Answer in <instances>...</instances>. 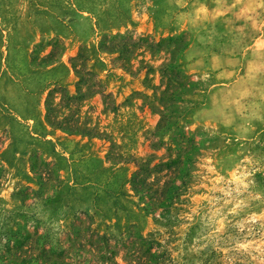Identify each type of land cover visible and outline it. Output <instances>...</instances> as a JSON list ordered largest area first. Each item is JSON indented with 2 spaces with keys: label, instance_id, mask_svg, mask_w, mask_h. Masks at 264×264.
Here are the masks:
<instances>
[{
  "label": "rangeland",
  "instance_id": "1",
  "mask_svg": "<svg viewBox=\"0 0 264 264\" xmlns=\"http://www.w3.org/2000/svg\"><path fill=\"white\" fill-rule=\"evenodd\" d=\"M0 264H264V0H0Z\"/></svg>",
  "mask_w": 264,
  "mask_h": 264
}]
</instances>
